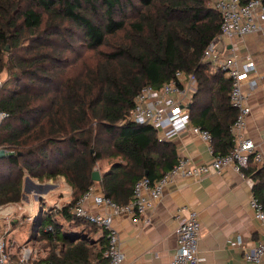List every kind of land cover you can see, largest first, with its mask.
<instances>
[{
  "label": "trees",
  "instance_id": "obj_1",
  "mask_svg": "<svg viewBox=\"0 0 264 264\" xmlns=\"http://www.w3.org/2000/svg\"><path fill=\"white\" fill-rule=\"evenodd\" d=\"M221 24L212 0H0V73L8 74L0 144L9 151L0 157V206L21 201L26 175L62 176L72 189L58 211L67 227L51 214L40 218L38 235L53 245L45 260L28 264H110L107 231L72 206L95 185L125 204L139 179L177 163L168 140L131 118L143 86L195 74L192 123L212 133L215 154L229 152L237 117L231 78L204 58ZM242 171L264 205V163Z\"/></svg>",
  "mask_w": 264,
  "mask_h": 264
},
{
  "label": "built area",
  "instance_id": "obj_2",
  "mask_svg": "<svg viewBox=\"0 0 264 264\" xmlns=\"http://www.w3.org/2000/svg\"><path fill=\"white\" fill-rule=\"evenodd\" d=\"M213 6L222 15L221 32L205 49L204 58L209 60L214 69H221L231 78L230 101L237 109V117L231 126L234 144L226 154H215L208 163L195 164L190 158L183 157L165 174L157 179L142 177L133 191L132 199L125 204H118L103 193L91 187L83 197L72 206L71 211L77 217L86 219L107 231L108 248L105 255L110 264H124V252L121 247L119 231L114 227V218L118 215H129L138 220L161 197L165 187L178 176L199 177L211 171L222 172L231 166L242 171L252 161L257 165L264 163L263 156L256 142L246 133L247 118L251 106L243 91L245 81L255 88L262 72L252 53L240 54V41L244 36L264 30V0H212ZM228 43L230 46H228ZM3 77L0 74V87ZM197 90V78L193 73L178 71L176 77L164 83L161 88L151 85L143 86L135 97L131 118L141 124H150L162 132L161 139L168 140L181 132L191 130L206 141L214 152L212 133L192 123L189 104L193 93ZM8 116L0 108V123ZM92 198L109 211L91 212L85 200ZM250 206L255 216L264 223V205L254 192L251 194ZM181 215L176 228L178 248L172 258V264H200L199 240L201 222L198 212L186 209ZM184 210V211H186ZM183 210L181 212H184ZM40 226V225H39ZM37 227V232L38 228ZM232 245H242L243 236L231 239ZM264 257V241H260L254 250L246 253L248 261L260 262ZM34 247L24 244L20 247L19 257L15 258L5 238L0 237V264H28L37 261ZM38 264H49L39 262Z\"/></svg>",
  "mask_w": 264,
  "mask_h": 264
},
{
  "label": "crops",
  "instance_id": "obj_3",
  "mask_svg": "<svg viewBox=\"0 0 264 264\" xmlns=\"http://www.w3.org/2000/svg\"><path fill=\"white\" fill-rule=\"evenodd\" d=\"M246 52L252 53L263 74L255 88H251L247 81L243 84V91L251 106L246 133L254 139L264 159V30L241 39L240 54ZM157 132L161 137L162 132ZM168 142L175 149L178 161L188 157L193 163L202 164L210 162L215 155L208 143L191 130L181 132ZM58 178L66 182L67 190L71 192L66 179L62 176L55 179ZM252 186L249 176L231 166L222 172L211 171L199 177L178 176L165 187L154 205L138 216V220L129 215L115 216L113 225L119 231L124 264H172L178 248L176 228L179 215L187 213L186 209L196 210L201 222L200 264H264V257L260 262L246 259V253L264 241V223L255 216L250 206ZM94 188L102 193L99 185ZM84 205L94 213L109 211L92 198L85 200ZM3 210L4 207H0L1 214ZM1 214L0 237L5 238L12 255L17 258L20 245L30 240L35 225H27L16 217L12 219L10 227L5 215ZM20 224L22 227L18 226ZM62 225L65 228L68 223L63 221ZM25 226L29 228L21 231ZM100 234L101 229L95 237ZM238 235L243 236V244L232 245L230 240Z\"/></svg>",
  "mask_w": 264,
  "mask_h": 264
},
{
  "label": "rangeland",
  "instance_id": "obj_4",
  "mask_svg": "<svg viewBox=\"0 0 264 264\" xmlns=\"http://www.w3.org/2000/svg\"><path fill=\"white\" fill-rule=\"evenodd\" d=\"M7 48H9V45ZM0 74L3 77V81L8 76L6 70ZM8 153L9 151L5 149L4 145L0 144V157ZM67 186L66 182H63L60 178L40 180L26 175L23 179V195L21 201L0 206L4 207L2 214L7 218L10 227L12 226V219L16 217H19V220L26 222L27 225H35L30 240L20 246L26 243H31L38 258L41 260H45L47 251H50L53 243L51 245L46 238L38 235L39 233H42L44 229L43 225H40V218H44V216L46 217V214H51L52 217H57V220H60L61 222L64 221L58 211L62 205L67 203V200H71V192L67 190ZM67 192L69 193L67 194ZM18 226L22 227L21 224ZM38 226L39 228L37 232ZM28 228V226H25V229H22L21 231Z\"/></svg>",
  "mask_w": 264,
  "mask_h": 264
},
{
  "label": "water",
  "instance_id": "obj_5",
  "mask_svg": "<svg viewBox=\"0 0 264 264\" xmlns=\"http://www.w3.org/2000/svg\"><path fill=\"white\" fill-rule=\"evenodd\" d=\"M92 177L94 180H101V174H100V171L99 170H94L93 174H92Z\"/></svg>",
  "mask_w": 264,
  "mask_h": 264
}]
</instances>
